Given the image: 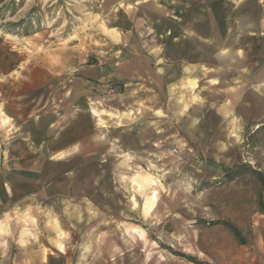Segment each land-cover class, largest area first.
Here are the masks:
<instances>
[{
    "label": "rangeland",
    "instance_id": "1",
    "mask_svg": "<svg viewBox=\"0 0 264 264\" xmlns=\"http://www.w3.org/2000/svg\"><path fill=\"white\" fill-rule=\"evenodd\" d=\"M263 8L264 0H0L1 132L42 110L72 109L96 134L99 150L80 162L92 166L97 198L74 218L68 209L79 201L70 200L54 219L70 259L264 264V120L225 103L230 78L241 85L243 71L264 72ZM168 66L184 73L164 77L159 96L156 76ZM250 92L255 118L263 107ZM93 109L108 114L99 120ZM7 146V159L32 156ZM84 239L98 246L82 250Z\"/></svg>",
    "mask_w": 264,
    "mask_h": 264
},
{
    "label": "crops",
    "instance_id": "2",
    "mask_svg": "<svg viewBox=\"0 0 264 264\" xmlns=\"http://www.w3.org/2000/svg\"><path fill=\"white\" fill-rule=\"evenodd\" d=\"M258 34L264 37V8L259 17ZM180 54L179 48L167 50V56ZM165 70V76H156L162 83V87L156 86V94L159 96L168 92L163 84L164 77L171 81L184 73L176 69L175 74L172 66ZM247 71L241 73V85H234L230 78L226 85L225 103L230 100L232 104H236L235 110L242 119L264 120V72L258 71L257 79H252V73L248 69ZM193 77L200 80V71H196ZM249 79L258 86L253 87L251 92L244 86ZM248 92L255 94L256 104L263 107L255 118L249 114ZM92 111L99 120L108 114L104 110ZM157 113L163 114V111L158 109ZM78 116L79 110L59 112L46 109L15 122L14 125L12 122V128L6 126V131L1 132L3 124L0 115V264H85L86 259L81 255L70 259L67 252L69 244H59L53 228L62 227V223H57L54 219H59L66 212L65 206L70 200L79 201L68 209L70 216L74 218L80 210L86 209V200L97 198L93 196L94 193L89 192L87 186L95 182L90 171L92 166L89 161L80 162L84 156L99 150L97 144L91 143L96 134L89 132L88 127L78 121ZM10 120L9 117L3 119L5 123ZM15 142L32 156L23 161L18 156L7 159V145ZM40 153L47 154L42 157ZM35 220L37 223H34ZM24 227H42V230L39 229L33 235V230L31 234L23 233ZM132 232L145 236L143 231L136 228H132ZM97 246V240L84 239L78 247L83 250Z\"/></svg>",
    "mask_w": 264,
    "mask_h": 264
},
{
    "label": "bare ground",
    "instance_id": "3",
    "mask_svg": "<svg viewBox=\"0 0 264 264\" xmlns=\"http://www.w3.org/2000/svg\"><path fill=\"white\" fill-rule=\"evenodd\" d=\"M110 33H111V34L113 35V37H115V38L118 36V35H116V33H114V31H112V32H110ZM73 38H74V36L71 37V39H73Z\"/></svg>",
    "mask_w": 264,
    "mask_h": 264
}]
</instances>
